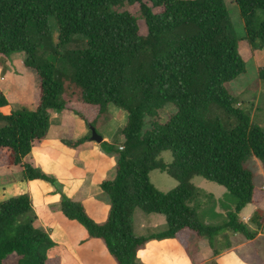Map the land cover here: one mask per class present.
Here are the masks:
<instances>
[{
    "label": "trees",
    "instance_id": "obj_1",
    "mask_svg": "<svg viewBox=\"0 0 264 264\" xmlns=\"http://www.w3.org/2000/svg\"><path fill=\"white\" fill-rule=\"evenodd\" d=\"M231 1L244 44L261 50L264 0ZM133 5L136 15L119 10ZM257 11L263 17L255 25ZM238 43L222 0H0V57L21 53L23 67L37 80L35 105L0 113V165L18 169L24 182L53 187L63 217L100 240L115 264H137L136 252L152 239H174L183 249L190 238H205L212 248L219 232L252 239L238 215L258 199L246 162L256 160L264 174V130L226 91L245 72ZM256 77L264 82V66ZM69 104L96 110L84 121L95 132L108 120V105L126 115L119 145L98 143L114 161L113 177L99 184L109 205L101 224L66 198L54 177L28 162L33 144L46 135L49 113L67 111ZM168 104L173 112L160 121ZM6 105L0 92V108ZM85 140L63 145L75 148ZM165 151L169 164L158 159ZM151 171L165 173L175 186L159 192L149 182ZM193 177L222 187L224 194L214 200L189 184ZM135 209L163 216L165 228L134 236ZM30 213L26 194L0 202V264H50L47 234L20 221ZM256 220L264 228V213L250 219L260 227Z\"/></svg>",
    "mask_w": 264,
    "mask_h": 264
},
{
    "label": "crops",
    "instance_id": "obj_2",
    "mask_svg": "<svg viewBox=\"0 0 264 264\" xmlns=\"http://www.w3.org/2000/svg\"><path fill=\"white\" fill-rule=\"evenodd\" d=\"M9 56L16 57H10L11 62L7 65L6 73L11 76L9 87L0 89L7 101V105L0 108L2 115H7L16 107L29 108L35 105L37 98V80L33 72L23 67V55L13 53ZM13 62L20 66L16 72L10 67ZM5 65L0 63L2 68ZM25 74L31 80L29 100L28 79ZM107 114L108 120L96 125V133L101 141L119 145L118 131L124 125L126 115L113 105L107 106ZM95 115L96 110L93 107L81 104H69L67 111L50 112L46 135L40 142L33 144L28 162L54 177L65 197L79 203L89 219L101 224L105 220L109 205L106 196L99 189V184L102 180L113 177L114 161L112 156L99 153L98 144L89 140L90 132L84 121L90 122ZM85 137L87 140L75 148L63 145V141H76ZM14 169L16 168L0 165V179L12 175ZM259 170L258 174L264 185V174ZM13 185H1L0 193L12 189ZM18 185L22 193L30 199L33 227L44 231L53 244L47 254L50 264H115L100 240L88 238L78 223L63 217L59 195L53 187L40 180H21ZM256 192L258 199L255 203L245 205L238 215L239 220L254 234L252 239L245 240L236 234L219 232L212 241V248L205 238H190L185 249L174 239H152L136 252V263L250 264L251 259L264 261V228L260 225V220H256L260 227L250 221L255 213L256 217L264 213V187L256 188ZM209 194L213 197V194ZM214 212L221 213L216 209ZM131 227L134 236L146 237L162 231L165 220L161 215L145 214L135 209ZM213 249L217 252L214 256Z\"/></svg>",
    "mask_w": 264,
    "mask_h": 264
},
{
    "label": "rangeland",
    "instance_id": "obj_3",
    "mask_svg": "<svg viewBox=\"0 0 264 264\" xmlns=\"http://www.w3.org/2000/svg\"><path fill=\"white\" fill-rule=\"evenodd\" d=\"M223 5L228 14V18L233 28L234 36L237 40H239L237 46V54L242 59L245 67V72L239 75L235 80L230 82L226 86V91L228 95L235 99V107L239 108L241 112L248 113L250 115V120L253 124L257 125L261 130H264V82L257 80L256 70L259 67L264 66V47L261 50H252L248 46L244 44L242 40L243 36V28L242 22L238 16L237 7L232 4L231 0H222ZM137 5L133 6H125L120 8L119 10H125L132 15L137 14ZM263 13L261 11H257V21L255 25L258 24L259 21L262 20ZM49 25L51 26V35L53 41L56 40V31L55 27L52 24V21L49 19ZM140 23V22H139ZM140 33L143 34V29L140 26ZM15 59L16 56H8L6 58L0 57V63L6 64L4 68L0 67V89H5L9 87L10 83V75L6 72L8 70L7 65L10 64L11 58ZM14 72L19 69V65L13 62V65L10 66ZM3 71V73H1ZM25 77L28 79V90L29 94L27 100L30 97V89H31V80L27 74ZM173 112V107L171 105H165L164 108L159 113L160 121H163L167 114ZM99 153H104L99 147ZM107 156L110 154L104 153ZM112 158V157H111ZM158 159L161 160L164 164L170 163V154L169 152H161L158 156ZM246 167L251 170L253 173V185L256 188L264 187L261 183V176H259V164L254 159H249L246 162ZM11 171V170H10ZM12 175H8L7 177L3 176L0 179V186L5 184H15L12 186V189L6 190L5 193H0V202L15 198L17 196H21L22 190L18 185V182L21 181L20 172L17 169L12 170ZM148 179L150 184L159 192L165 193L168 190L172 189L175 185V182L168 177L165 173H160L158 171H151L148 174ZM189 184L194 188L204 192L213 194L214 199H220L224 194V189L212 182L205 181L198 177H193L189 180ZM104 195V194H103ZM105 197V195H104ZM218 212L221 210L216 207ZM21 223L27 224L33 223L32 214H28L20 218Z\"/></svg>",
    "mask_w": 264,
    "mask_h": 264
},
{
    "label": "water",
    "instance_id": "obj_4",
    "mask_svg": "<svg viewBox=\"0 0 264 264\" xmlns=\"http://www.w3.org/2000/svg\"><path fill=\"white\" fill-rule=\"evenodd\" d=\"M90 135H89V140L95 142V143H100L101 142V137L94 131L93 127L89 126L88 127Z\"/></svg>",
    "mask_w": 264,
    "mask_h": 264
},
{
    "label": "built area",
    "instance_id": "obj_5",
    "mask_svg": "<svg viewBox=\"0 0 264 264\" xmlns=\"http://www.w3.org/2000/svg\"><path fill=\"white\" fill-rule=\"evenodd\" d=\"M118 149L120 150V149H121V147H118Z\"/></svg>",
    "mask_w": 264,
    "mask_h": 264
}]
</instances>
